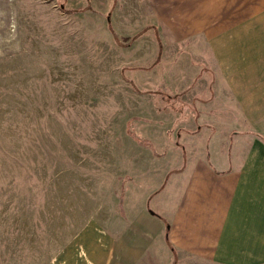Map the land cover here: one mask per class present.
Segmentation results:
<instances>
[{"label": "rangeland", "instance_id": "obj_1", "mask_svg": "<svg viewBox=\"0 0 264 264\" xmlns=\"http://www.w3.org/2000/svg\"><path fill=\"white\" fill-rule=\"evenodd\" d=\"M244 4L0 0V264H49L87 225L114 243L186 151L264 137V59L245 89L232 68Z\"/></svg>", "mask_w": 264, "mask_h": 264}, {"label": "crops", "instance_id": "obj_2", "mask_svg": "<svg viewBox=\"0 0 264 264\" xmlns=\"http://www.w3.org/2000/svg\"><path fill=\"white\" fill-rule=\"evenodd\" d=\"M246 1L248 21L239 25L247 31L235 32L238 89L252 83L264 59V0ZM207 144L186 151L182 170L153 195L161 200L156 208L144 205L116 242L105 228L87 225L49 264H264V137L233 132L227 145Z\"/></svg>", "mask_w": 264, "mask_h": 264}]
</instances>
